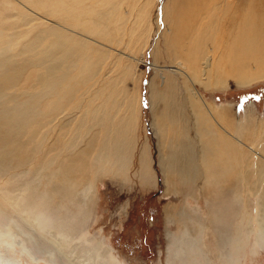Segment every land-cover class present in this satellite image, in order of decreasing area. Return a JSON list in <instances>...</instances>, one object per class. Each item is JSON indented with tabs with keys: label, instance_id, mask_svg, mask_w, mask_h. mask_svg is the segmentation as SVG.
I'll list each match as a JSON object with an SVG mask.
<instances>
[{
	"label": "rangeland",
	"instance_id": "obj_1",
	"mask_svg": "<svg viewBox=\"0 0 264 264\" xmlns=\"http://www.w3.org/2000/svg\"><path fill=\"white\" fill-rule=\"evenodd\" d=\"M35 1L50 3L54 0H28L29 4L27 0H0V19L5 15L13 14L16 5H23L22 7H26L25 10H28L32 16L46 21L41 16L43 13L31 5V2ZM113 1L114 7L119 10L111 26L116 32L112 36L107 33V37L112 39V42L104 41L102 44L101 48L107 52L108 57L99 62V68L95 71L99 73L94 78L81 75V61L70 66L71 71L66 73L65 82L61 85L69 98L59 99L57 93L52 94L53 91L47 92L48 95L42 94L38 100V107L39 111L43 112L40 120L46 124L41 126V121L36 119L26 128L27 136L36 129L38 143L42 142L36 157L46 160L55 153L57 160L51 164L50 168L56 169L65 159L87 148L88 142L102 144L105 129L96 125L89 132L92 117L85 111L95 102H99L92 95L97 94V87L102 85L104 80L105 88L109 91L100 93L105 95L109 104L108 120H111L112 124L113 121L124 119L123 126H125L128 116L133 119L127 144L129 151L126 150L125 157L128 159L126 169L119 170L113 167L105 170L91 162L90 167L85 168L84 171L87 176L85 182L76 189L79 191L78 197L72 202L69 201L70 207L74 210L77 206L84 210V216L79 217L77 221L84 226L73 229L72 236L75 242L84 241L91 248L99 243L101 250H105L104 258L107 264H182V259L176 254L175 248L177 245L184 244L186 236L183 230L186 228L196 242L189 252L190 264H264V243L261 246L258 245L257 224L249 220L250 216L255 219V213L249 204V199L253 195L250 187L252 183H257V174L261 165L259 161L256 162V159L250 158V154H254L246 145L238 143L231 136V134L239 136L247 144L256 136L255 139H262L261 145H264V77L241 83L232 76H228L223 81L217 82L216 76L209 72L208 67L210 61L216 64L219 59L222 60L232 38L226 39L222 45L219 44L218 26L231 12L230 0H210L207 4L202 15L204 19L195 27L198 34L193 32L194 39L199 37L196 48H201L202 51L199 54H193L195 68L191 64L188 69L171 63L165 51L168 46L165 44L172 43L170 38L165 37L168 36L170 25L167 21L168 15L165 13L175 12L177 9L175 6L179 0ZM24 4L40 12L41 15ZM139 10H142L147 17L149 26V29L146 25V29L141 31L146 36L139 37L143 47L133 42L135 35L128 33L129 29L136 25L132 22ZM15 20L16 17H8L0 23V46L11 42L12 50L18 46L13 41L12 35L13 28H19L13 26ZM46 23L52 24L50 20ZM35 32L36 29H30L24 38H22L23 34L18 32L20 45L23 41L33 38ZM134 49L135 51L132 52ZM214 55H216L215 59ZM120 58L123 60L118 65ZM19 61L22 62V60ZM37 67L35 64L23 67L10 90L18 92L24 90L35 92L39 88L45 90V81H39L33 74ZM123 70L128 71L125 79L122 76ZM183 70H187V73H196L198 79L189 78ZM29 78L30 82L26 85ZM109 79L116 84L121 83L122 91L114 92L106 87L111 81ZM164 80L179 86V95L173 98V101L179 104L178 106L174 104L173 117L176 115L179 120L175 127L186 129V133L181 134L183 137L181 139L192 140L193 146H190L196 151V147L198 148L199 153L196 158L198 169L206 166L208 162L206 153L202 150L210 136L217 138V135L223 133L229 141L235 142L234 147L222 149L223 156L226 157L223 163L226 170L223 171V175L217 176L213 172H208L207 175L201 173L199 177L181 179L179 176H183V171L173 168L171 172H167L165 169L163 160L168 158L172 148L170 139L166 140L163 137L164 140H161L162 135L157 126L155 127L154 119L157 114H162L163 117L170 116L172 111H170L171 108L169 113L163 110L168 98L163 97L162 100H158L156 96H153L155 94H152L154 90L163 88ZM36 81L38 83L34 88L30 84H35ZM90 87L92 90L89 89ZM195 91L200 97L197 98L198 94ZM184 92H187L185 96ZM193 93L196 94L197 99L194 101L195 104L197 102L199 106L202 105L201 108L196 107L197 104L193 107L194 102L190 103L189 99H193ZM123 96L126 98L124 106L121 105ZM182 101H184V107L180 105ZM221 104L232 109L231 113L236 125L239 127L243 124L244 130L241 128L236 130L216 114V109ZM180 109L183 110L180 111ZM82 121L84 123H79ZM75 137L77 142L73 145ZM52 145L55 148L51 149ZM209 145L213 148L218 147L211 143ZM175 148L176 146L173 145V149ZM143 154L149 161L150 174L146 173V175H143L141 170ZM37 158L35 161L38 160L39 163L40 160ZM260 160L264 164V159L260 158ZM168 173H170L169 179H167ZM77 179L81 181V177ZM45 180L46 178L43 182ZM10 181L11 186L15 185L18 179ZM88 184L91 187L86 204L83 196L86 194ZM221 185L224 189L226 187L230 189L238 200V204L235 209L220 208L218 214L213 209L214 215L212 206L215 207L217 203L219 205L221 202L219 198L226 194L224 192L215 194ZM43 189L45 186H42ZM10 190L16 192L14 189L10 188ZM231 192L225 195V202L229 204ZM56 198L60 199L59 196ZM181 209L185 210L191 219L181 220L184 219L179 213ZM220 213L225 220H217L221 216H219ZM223 234L225 237L221 236ZM230 235L233 238L232 242L227 240ZM21 236L33 249L37 247L34 240L27 234L23 233ZM235 241L242 244L241 251L236 254L233 252L236 250L233 246Z\"/></svg>",
	"mask_w": 264,
	"mask_h": 264
},
{
	"label": "bare ground",
	"instance_id": "obj_2",
	"mask_svg": "<svg viewBox=\"0 0 264 264\" xmlns=\"http://www.w3.org/2000/svg\"><path fill=\"white\" fill-rule=\"evenodd\" d=\"M209 1L179 0L175 6L177 7L175 12L172 14L165 13L168 15L167 21L170 23L168 36L165 37L172 41L170 45L165 44L168 45L165 51L171 63L180 65L185 69H188L192 64L195 68L193 54H199L202 49L196 48L199 37L194 39L193 32L198 34L195 27L204 19L202 15ZM31 5L43 14L41 15L40 12L38 13L35 9L24 4V6L43 16L42 18L46 21L50 20L52 24L35 18L28 10H25L26 7H22L23 5H16L13 14L5 15L0 19L1 23L8 17H16L13 26L19 27L13 28L12 32L13 41L18 44L16 49H11V42L3 43L0 46V264H107L104 258L105 250H101L99 243L91 248L84 241L75 242L72 234L77 226H84L77 222L79 217L84 214V210L80 206L74 210L70 207L69 201L72 202L78 197L79 191L76 189L85 182L87 176H85L84 171L85 168L90 167L91 162L98 164L100 169L108 170L113 167L119 168V170L126 169L128 159L125 157L127 155L126 150L129 148L127 144L129 143L132 117L126 118L128 122L125 126H123L124 119L113 121L111 124V120L109 121L107 117L110 115L108 101L105 95L100 93L101 91H109L105 88L104 80L103 84L97 87V94L92 95L99 102H95L85 111L92 117V125L88 128L89 132L96 125L105 129L102 144L93 141L88 142L87 148L79 150L73 157L65 159L56 169L50 168L51 164L57 160L55 153H53L54 156L51 154L52 156L46 160L36 157L40 152L39 145L42 142L38 143L36 129L27 136L26 128L36 119L40 120L43 115L38 107V100L42 94L48 95L47 92L53 91L52 94L57 93L59 99L69 98L65 88L61 85L65 82L66 73L71 71L70 66L81 61V75L94 78L99 73L95 72L99 68V62L108 57L107 52L101 47L104 41L112 42V39L107 37V33L111 36L115 34L116 31L112 30L111 26L119 10L114 7L113 0H54L50 3L35 1L31 2ZM229 5L231 12L218 26L219 44L222 45L226 39L232 38L221 58L222 60L219 59L216 64L214 61L208 63L209 72L216 76L217 82L223 81L228 76H232L241 83L264 77V0H230ZM146 19L143 11L139 10L132 22L136 25L131 27L129 31L127 30L129 34L135 35L133 42L138 46L142 45V47L143 44L139 42V37L146 35L142 34L141 31L146 29V25L149 29ZM142 22L144 23L142 24ZM30 29H36L34 37L23 41L20 45L21 40L18 39V32L23 34L22 38H24ZM134 51L135 49L132 52ZM215 57L216 55L213 56L214 59ZM122 60V58L118 59V65ZM29 64L38 66L33 74L39 81H45V90L39 88L35 92L28 90L11 91V85L21 74V69ZM177 69L179 70V68ZM183 72L191 79H198V75L194 72L187 73V70H183ZM122 74L125 79L128 71L123 70ZM99 81L101 82L100 79ZM29 82L30 78L26 85ZM110 82L106 87L114 92L122 91L121 83L116 84L112 80ZM37 83L36 81L35 84L30 85L35 88ZM89 89L92 90V87ZM179 92L178 85L164 80L163 88L154 90L152 93L158 100H162L163 97L168 98L167 102H164L165 108L163 110L166 113L172 111L170 116L164 115V117L162 114L156 113L154 119V125L157 126L162 135V139H160L164 140L163 137L166 140L170 139L172 148L168 158L163 160L165 169L167 172H171L173 168L183 171V176H179L181 179L199 177L201 173L207 175L208 172H213L217 176L223 175V171L226 170L223 165L226 157L223 156L222 149L234 147L235 142L229 141L223 133L217 135V138L210 136L206 140L208 144L206 143L205 146L203 143L202 150L206 153L208 162H206V166H201L198 169L196 161L198 155L197 151L191 147L193 146L192 140L189 142L184 139L188 142L186 143L181 139L183 138L181 134L186 133V129L175 127L179 120L178 116L174 115L173 117L174 104L177 106L179 104H176L173 98L177 97ZM165 93L169 95H165ZM186 94L187 92H184V96ZM195 95L193 93V99H189L191 104L197 100ZM198 97H200L199 94ZM125 99L123 96L122 106L125 105ZM196 104L194 102L192 106L194 107ZM180 105L184 107V101ZM204 105L207 106L206 103ZM198 106L197 104L196 107ZM199 107L201 108L202 105ZM169 108L172 110L169 111ZM231 112L232 109L225 104H221L216 109V114L221 119L226 120L236 130L243 129V124L239 127L236 125ZM200 123L202 122L200 121ZM45 124L41 121L40 125L44 126ZM81 124L78 126L79 130ZM231 136L238 143L241 142L246 145L254 155H258L256 157L250 154V158L256 159V162L259 161L258 163L261 165L257 174V183H252V187H250L253 195L249 199L251 209L255 213V219L250 216L249 220H253L257 224L256 240L261 246L264 243V164L260 158L264 159V145H261L262 139H255L256 136H251L253 139L251 138L248 144L239 136L233 134ZM76 142L75 137L73 145ZM209 143L218 145V147L213 148ZM173 145L176 146L175 149H173ZM53 148H55L54 145L51 146V149ZM36 158L40 160L39 163L38 160L35 161ZM141 165L143 175L150 174L148 170L149 161L144 154ZM169 176L170 173H168L167 179ZM77 177H81V181ZM44 178H46L45 182H43ZM11 179H18V182L10 186ZM42 186H45V189L42 190ZM90 187L91 185L88 184L86 194L83 196L86 204L89 200ZM10 188L16 192H12ZM223 192L227 194L231 191L228 187L224 189L221 185L215 194H222ZM226 194L219 198L221 200L219 205L217 203L215 207L212 206L214 215V210L218 214L220 208L235 209L236 204H238V200L232 192L230 204L225 202ZM58 196L60 199L56 198ZM179 213L184 218L181 220L191 219L185 210L181 209ZM217 220L223 221L225 217L221 215ZM187 225L186 227H188ZM217 225L220 224L217 223ZM183 232L186 236L184 237V244L177 245L175 252L182 259V264H188L189 252L196 242H194L191 233L188 234V229L185 228ZM23 233L34 240L37 245L36 248L33 249L25 242L26 240H23L24 237L21 236ZM221 236L225 237V234ZM227 240L232 242L231 235L228 236ZM235 242L233 246L236 252H233L236 254L241 251L242 244Z\"/></svg>",
	"mask_w": 264,
	"mask_h": 264
},
{
	"label": "crops",
	"instance_id": "obj_3",
	"mask_svg": "<svg viewBox=\"0 0 264 264\" xmlns=\"http://www.w3.org/2000/svg\"><path fill=\"white\" fill-rule=\"evenodd\" d=\"M189 142H190V141H189ZM196 149H197V153H199V152H198V148H197V147H196ZM199 150H200V149H199ZM148 170L150 171V169H148ZM172 175H173V174H172Z\"/></svg>",
	"mask_w": 264,
	"mask_h": 264
},
{
	"label": "snow or ice",
	"instance_id": "obj_4",
	"mask_svg": "<svg viewBox=\"0 0 264 264\" xmlns=\"http://www.w3.org/2000/svg\"><path fill=\"white\" fill-rule=\"evenodd\" d=\"M244 99H246V98H244ZM254 99H259V97H254Z\"/></svg>",
	"mask_w": 264,
	"mask_h": 264
}]
</instances>
